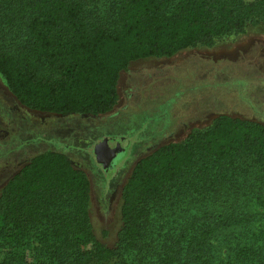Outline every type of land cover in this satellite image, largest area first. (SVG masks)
Wrapping results in <instances>:
<instances>
[{
  "label": "trees",
  "instance_id": "trees-1",
  "mask_svg": "<svg viewBox=\"0 0 264 264\" xmlns=\"http://www.w3.org/2000/svg\"><path fill=\"white\" fill-rule=\"evenodd\" d=\"M257 26L264 0H0V76L29 110L100 116L116 106L131 63ZM243 158L264 180V125L227 115L142 156L121 188V226L109 246L92 226L86 172L62 153H40L0 192V264H224L212 261L209 241L240 216L226 207L186 218L241 173ZM252 251L239 249L236 261L250 263Z\"/></svg>",
  "mask_w": 264,
  "mask_h": 264
},
{
  "label": "rangeland",
  "instance_id": "rangeland-1",
  "mask_svg": "<svg viewBox=\"0 0 264 264\" xmlns=\"http://www.w3.org/2000/svg\"><path fill=\"white\" fill-rule=\"evenodd\" d=\"M218 115L264 125V26L210 47L131 63L120 75L116 106L96 118L29 110L0 76V192L26 160L46 151L62 153L88 175L94 232L104 244L114 245L121 226L120 189L137 160L159 146L181 142L190 130L207 126ZM101 139L116 141L125 150L109 174L94 155ZM241 161V173L239 168L218 186L214 198L209 194L191 205L186 219L207 212L222 215L231 207L240 225H217L209 256L215 262L240 264L235 253L249 247L255 257L246 264H264V180L251 160Z\"/></svg>",
  "mask_w": 264,
  "mask_h": 264
},
{
  "label": "flooded vegetation",
  "instance_id": "flooded-vegetation-1",
  "mask_svg": "<svg viewBox=\"0 0 264 264\" xmlns=\"http://www.w3.org/2000/svg\"><path fill=\"white\" fill-rule=\"evenodd\" d=\"M80 116L84 118L97 117L90 115H80ZM124 153H125L124 148L120 149L116 141H110L109 139H101L99 142L96 143L94 149V155L97 164L102 167V170L105 174H109V172L114 169L116 165L115 161L121 159Z\"/></svg>",
  "mask_w": 264,
  "mask_h": 264
}]
</instances>
